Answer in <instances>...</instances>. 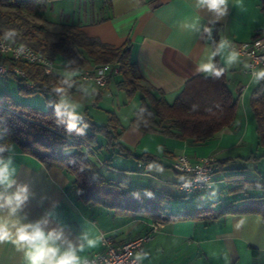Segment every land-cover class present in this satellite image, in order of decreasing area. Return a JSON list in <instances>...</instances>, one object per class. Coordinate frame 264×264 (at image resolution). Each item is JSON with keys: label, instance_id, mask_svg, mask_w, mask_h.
<instances>
[{"label": "crops", "instance_id": "1", "mask_svg": "<svg viewBox=\"0 0 264 264\" xmlns=\"http://www.w3.org/2000/svg\"><path fill=\"white\" fill-rule=\"evenodd\" d=\"M88 2L91 5L66 24L78 26L86 35L115 47L129 41L131 62L156 98L163 96L173 102L187 81L210 75L218 64L226 72L229 90L238 99L234 122L205 142L194 143L137 127L132 117L139 109L140 93L128 98L117 86L116 74L110 76L105 87L74 80L71 90L57 96L62 105L76 114L88 115L99 125L106 124L114 114L123 127L118 141L129 153L103 145L101 165L120 174L117 179L130 188L151 187L178 197L177 184L185 175L172 167L175 157L183 153L196 161L208 156L215 165L212 194L203 191L193 200L207 199L211 202L208 206L217 209L244 203L249 196L264 195V187L245 185L246 180L264 184V143H259L249 104L253 90L259 84L264 87V75H260L264 68L258 69V77H251L245 72L248 59L230 48L232 43L264 33V0H226L219 9H210L203 0ZM43 105L40 107L45 108L46 102ZM99 140L105 144L103 137ZM141 155H150L153 160ZM0 170H4L0 226L7 232L0 240V264H28L26 252L30 246L17 239L20 228L28 233L38 228L49 237V246L59 250L58 255L74 252L81 261L103 249L102 234L120 243L148 232L154 222L144 214H123L83 203L68 172L47 167L18 149L0 157ZM178 206L179 212L193 204ZM138 257L142 264H264V215L237 212L214 219L164 221L142 244Z\"/></svg>", "mask_w": 264, "mask_h": 264}, {"label": "trees", "instance_id": "2", "mask_svg": "<svg viewBox=\"0 0 264 264\" xmlns=\"http://www.w3.org/2000/svg\"><path fill=\"white\" fill-rule=\"evenodd\" d=\"M51 1L0 0V35L16 43H25L57 61L61 59L71 68L104 63L117 66V72L111 74L118 76L117 86L128 98L140 93V106L132 122L143 132H159L202 143L234 122L238 99L229 90L226 72L221 65H215L210 75L191 78L176 99L169 103L163 96L156 98L143 83L137 66L131 62L129 41L115 47L86 35L78 26L66 23L56 40L48 41L40 37L39 33L44 34L46 28L30 24L28 17L44 18ZM7 63L24 70L26 79L9 74L24 80L21 89L44 93L46 107L18 103L9 95L0 97V157L12 149L35 156L47 167L55 166L68 172L72 176L77 198L83 203L99 204L123 214H144L153 221L190 217L214 219L237 212L264 215V195L249 196L244 203L217 209L199 206L171 213L168 209L175 198L171 194L157 192L151 187L130 188L121 179L107 177L91 156L100 152L103 145L117 148L125 155L129 153L118 141L123 127L117 117L109 115L107 123L99 125L88 115L76 114L62 105L57 96L62 91L71 90L70 84L75 79H67L57 73L45 74L41 67L23 61ZM26 81L32 83V87H26ZM249 104L255 117L259 143H264L262 84L251 93ZM99 136L105 139V144L101 143ZM139 157L153 160L150 155ZM104 161L108 162L107 159ZM245 185L264 187V184L251 180H246Z\"/></svg>", "mask_w": 264, "mask_h": 264}, {"label": "built area", "instance_id": "3", "mask_svg": "<svg viewBox=\"0 0 264 264\" xmlns=\"http://www.w3.org/2000/svg\"><path fill=\"white\" fill-rule=\"evenodd\" d=\"M230 48L235 54L248 59L245 72L251 77H258V69L264 68V33H257L248 41L232 43ZM8 61H23L37 65L43 69L45 74L63 72L72 79L92 82L98 87H105L111 74L118 70L117 66L110 63L71 68L25 43H16L7 36L0 35V74L14 73L27 78L22 68L17 65H8ZM25 86L32 87V83L26 81ZM172 167L185 175V178L177 184V190L181 195H194L203 191L208 196L212 194L211 183L215 167L211 157L191 161L186 154H178L172 162ZM161 226L160 220L154 221L148 232L120 243L116 242L112 236L102 234L100 239L103 249L90 253L79 261V264H142L138 252L142 244L151 239Z\"/></svg>", "mask_w": 264, "mask_h": 264}, {"label": "rangeland", "instance_id": "4", "mask_svg": "<svg viewBox=\"0 0 264 264\" xmlns=\"http://www.w3.org/2000/svg\"><path fill=\"white\" fill-rule=\"evenodd\" d=\"M89 3L88 0H52L45 10L44 18L28 17V19L30 24L35 27L44 26L46 28L44 34L39 33L40 37L48 41L56 40L59 34L64 31L65 23L71 21L78 12L80 13L85 10L92 2ZM58 60L60 61L61 59ZM23 85L24 80H21L18 76L13 74H0V97L2 95H9L18 103L43 107V101L45 102L46 95L41 92H28L25 88L21 89L20 87ZM102 156L103 153L98 152L97 155L91 156V159L99 165V168L107 177L117 179L120 174L112 170H107L101 165L98 158ZM193 197L180 195L173 198L169 207L170 212H178L177 210L180 208L178 206L179 204H193V207L208 206L211 204L207 199L196 198L193 200Z\"/></svg>", "mask_w": 264, "mask_h": 264}, {"label": "clouds", "instance_id": "5", "mask_svg": "<svg viewBox=\"0 0 264 264\" xmlns=\"http://www.w3.org/2000/svg\"><path fill=\"white\" fill-rule=\"evenodd\" d=\"M210 9H219L225 4L226 0H203ZM260 75H264L261 73ZM74 127V125H72ZM4 178V170H0V180ZM20 200V195L16 196ZM10 202V201H9ZM7 232L3 226H0V240L5 239ZM17 239L26 241L29 244V250L26 252L28 264H79V258L74 252H65L58 255V249L50 247L49 237H46L38 228L28 233L25 228L18 229Z\"/></svg>", "mask_w": 264, "mask_h": 264}]
</instances>
